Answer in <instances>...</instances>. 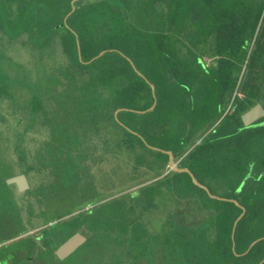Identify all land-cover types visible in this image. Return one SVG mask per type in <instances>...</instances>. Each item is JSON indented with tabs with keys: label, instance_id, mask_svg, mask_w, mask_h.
Listing matches in <instances>:
<instances>
[{
	"label": "trees",
	"instance_id": "trees-1",
	"mask_svg": "<svg viewBox=\"0 0 264 264\" xmlns=\"http://www.w3.org/2000/svg\"><path fill=\"white\" fill-rule=\"evenodd\" d=\"M72 8V0H0V30L14 40L26 35L31 48L60 61L50 71L47 89V81L23 82L2 71L0 95H12V80L30 87L32 110L36 116L44 111L54 138L108 129L115 157L126 153L135 173H155L156 156L167 161L168 155L122 126L115 115L119 108H130L119 118L151 144L170 148L176 139L181 150L188 138L205 133L223 116L237 92L233 109L191 158L200 180L207 176L213 192L237 198L246 212L234 248L233 227L243 208L211 197L187 172H174L97 207L87 220L92 233L85 246L66 261L50 256V264L261 262L264 239L244 252L264 236V118L245 126L242 114L264 90V0H78L69 27L65 17ZM73 29L84 60L103 49L116 50L84 63ZM55 46H61V56ZM204 53L218 59L208 66ZM152 84L157 106L132 110L154 104ZM44 89L59 91L51 95L62 112H49ZM49 146L56 147L51 153L63 152V143ZM67 172L74 175L73 169ZM163 200L168 209L156 230L153 216Z\"/></svg>",
	"mask_w": 264,
	"mask_h": 264
},
{
	"label": "flooded vegetation",
	"instance_id": "flooded-vegetation-1",
	"mask_svg": "<svg viewBox=\"0 0 264 264\" xmlns=\"http://www.w3.org/2000/svg\"><path fill=\"white\" fill-rule=\"evenodd\" d=\"M125 14L127 17V13ZM74 32L79 39V34L75 30ZM80 50L81 45L79 54L80 59L84 63H91L101 57L100 56L92 60L101 52L100 51L92 59L84 60ZM108 50L116 49L111 48L107 49V51ZM127 58L131 61V63L134 61L129 56H127ZM203 59L206 61L208 66H211L216 61V59H218V55L204 53ZM7 73L11 76V78H14L10 72ZM21 81L24 82L22 79ZM50 84L51 83L47 81L45 86L46 89L50 86ZM14 85H16V87L19 86L21 90L26 89L30 93L31 97L29 99V105L31 107L33 117H37L32 110L31 88L28 86L23 87V85L17 84L16 81H14V83H12L10 86V89ZM42 92L45 95L44 99L47 100V94L50 95V93L45 89ZM10 93L12 95L9 96L7 94H2L0 97L8 96L11 99H16L17 95L15 96L11 90ZM236 95L237 92L232 97V100L227 106L223 116L205 133H200L201 135L198 134L195 137L191 136L188 138V141L185 143V145H183L181 150H178L180 146L178 145L176 139L172 140V147L170 148L151 144L139 131L131 128L129 125L123 122L119 118V115L117 117V111L119 109L129 110L130 108H119L115 115L116 119L119 118L121 121L120 122L117 119V121L122 126L133 133L138 134L149 148L168 155L167 161L161 159L160 155L156 156L157 171L155 173L143 171L149 174V178L147 179L149 181L146 182L147 180H145L138 182L140 184L144 182V184L140 185V187L137 189L152 182L159 181L174 172H187L195 183L194 178L189 171H181L177 169L188 168L195 174L201 183L206 185L211 190L213 194L222 196L213 192L211 187L206 183L209 181L207 176L204 177L205 182L200 180V178L197 176L194 169L192 168L193 159L191 158V153L204 142L207 135L212 130H215L223 118L233 109ZM155 97L157 98V95ZM156 100L157 102L155 107L158 104V98L155 99V101ZM191 100L192 95L190 94V97L187 98V101L189 102ZM224 105L225 103L222 106ZM132 110L140 112L143 111L136 109ZM263 118L264 117L260 118L259 120ZM257 121L251 125H245L244 121L243 123L245 126H252L257 123ZM49 122L48 124L50 125ZM187 128V134L190 135L192 129V123L190 121H188ZM106 140L104 154L98 153V155L95 153L96 151L93 153L89 150L86 151V149L83 148L82 142H84V139L82 136L79 138H54L53 135L41 145V150H39V152L23 153L20 151L21 148H18L16 139L10 142V139L8 138L0 137V264H50V256L53 257L54 260H68L89 241L92 229L88 224L89 222L87 223V220L88 218L90 219V217L95 213L96 208L107 203L113 198L137 190L134 189L128 192L121 191L112 196H107L105 193L103 187L106 189L108 187L107 183H109V181L113 182V179L116 177L114 168L108 167L109 159L111 156L113 158L114 154L112 148L114 140L113 138H107ZM14 143L17 153L13 154L12 152H7L6 148L13 146ZM50 143H63L64 146L60 148L63 150V152H49L56 149L54 146H49ZM71 143L76 144V146L69 147ZM150 145L154 146L155 148L151 147ZM70 150H74L75 153H69ZM169 151L172 152V154ZM172 159L174 160V164L172 163ZM71 169H73L74 175L69 177L67 171H70ZM130 169L133 179H135L134 177L136 176V181L138 177L141 176L142 172L135 173L131 168V165ZM127 179H129V175L127 176ZM105 180L106 182L104 183ZM195 184L198 185L197 183ZM200 187L207 191L206 188L202 186ZM208 194L210 195L209 192ZM225 198L226 199H217L229 201H233L232 199H237L234 197ZM76 232H81L86 235L87 240L66 258L61 259L57 254V249ZM233 239L235 242V248V237ZM248 249L244 253H248L250 251H248Z\"/></svg>",
	"mask_w": 264,
	"mask_h": 264
},
{
	"label": "rangeland",
	"instance_id": "rangeland-1",
	"mask_svg": "<svg viewBox=\"0 0 264 264\" xmlns=\"http://www.w3.org/2000/svg\"><path fill=\"white\" fill-rule=\"evenodd\" d=\"M26 35L18 38L16 40L10 39L8 35H5L0 30V50L4 53L0 59V75L3 76V72H10L12 77L24 80L37 82L41 81H50L52 74L50 73L51 69L58 68L59 59L53 60L45 56V53L41 50H34L27 43L25 39ZM57 56H61L62 48L61 46H55ZM54 50L51 51L53 53ZM49 54V52H46ZM42 56H45L44 58ZM63 61V60H62ZM38 77V78H36ZM14 83V80H12ZM16 97V99H11L10 97H0V137L8 138L10 142L17 140L18 148H21V152H39L41 150V145L52 137L53 132L50 125L48 124L47 117L44 116V111L37 117H33L31 107L29 105L30 93L23 89L21 90L19 86H12L10 89ZM59 91H53L47 94L46 103L48 106L49 112L56 111L57 109L61 111L58 105V100L53 98V95ZM16 93V94H15ZM76 124L74 126L77 127ZM106 127V126H105ZM73 131V130H72ZM81 131V130H80ZM82 132V131H81ZM86 135L83 137L84 142L83 148L94 153H103L105 152V144L107 138H113V133L107 129V132L102 130L100 133L92 132L89 130ZM83 135V132H82ZM107 137V138H106ZM7 152L16 154L15 143L11 147H7ZM15 151V152H14ZM131 156L126 153H122L119 157H115L113 154L109 159L108 167L114 168L116 177L113 179V182L109 181L107 183V188L105 193L107 196L116 195L121 191H131L140 187L143 183H138L140 181H145L149 177L147 170L142 172L141 176L135 181L136 176L133 179L131 174L130 162L129 159ZM121 162V163H119ZM129 175V179L127 176ZM147 180L146 182H148ZM106 180L104 181V183ZM168 209V203L164 200L161 202L160 208L155 211L153 216L152 228L159 230L161 229L162 222L165 217V211Z\"/></svg>",
	"mask_w": 264,
	"mask_h": 264
},
{
	"label": "water",
	"instance_id": "water-1",
	"mask_svg": "<svg viewBox=\"0 0 264 264\" xmlns=\"http://www.w3.org/2000/svg\"><path fill=\"white\" fill-rule=\"evenodd\" d=\"M76 1L77 0H73L72 1V4H73V9L72 11H74L76 9ZM72 11L66 16L65 18V21L67 23V19L69 17V15L72 13ZM68 25V23H67ZM69 26V25H68ZM78 45H79V49H80V41L78 39ZM107 51V49L105 50H102L97 56H95L92 60L102 56L105 52ZM80 53H81V50H80ZM91 60V61H92ZM132 64L134 65L135 69L137 70L138 73H140L141 75L145 76L138 68L137 66L135 65L134 61H132ZM153 86V89H154V95L156 96V91H155V85L152 84ZM157 99V98H156ZM156 102L157 100L154 102V104L146 109V110H143L142 112H146L150 109H153L156 105ZM121 109H119L117 111V117H118V113ZM264 117V90L262 92V96H261V99L258 103H256L255 105H253L251 108H249L248 110H246L243 114H242V119L245 123V125H251L252 123L256 122L257 120H259L260 118ZM119 120V118H117ZM120 121V120H119ZM121 122V121H120ZM136 132V131H135ZM137 133V132H136ZM151 147L155 148L154 146L150 145ZM170 152V151H169ZM172 154V152H170ZM172 163L174 164V160L172 159ZM178 170H181V171H189L193 178H194V181L195 183H197L198 185L204 187L207 189V191L210 193V195L212 197H216V198H223V199H226L225 197H222V196H219V195H216V194H213L211 192V190L206 186L204 185L203 183H201L199 181V179L195 176V174L189 170L188 168H177ZM233 201H235L239 206H241L243 208V212L241 213V215H239V217L236 219L235 223H234V227H233V238L235 237V233H236V228H237V225H238V222L239 220L243 217V215L245 214L246 212V207L241 204L237 199H232ZM264 239V237H260L258 239H256L254 242H252V244L250 245L248 251L257 243L259 242L260 240ZM87 240V236L84 235L83 233L81 232H76L75 234H73L69 239H67L64 243H62L59 248L57 249V254L60 256L61 259H64L66 258L68 255H70L72 252H74L80 245H82L85 241ZM234 245H235V242H234ZM247 251V252H248ZM264 262V259L259 262L258 264H262Z\"/></svg>",
	"mask_w": 264,
	"mask_h": 264
}]
</instances>
